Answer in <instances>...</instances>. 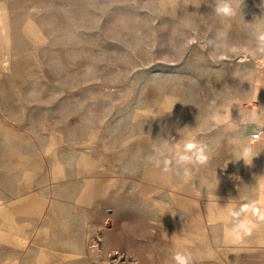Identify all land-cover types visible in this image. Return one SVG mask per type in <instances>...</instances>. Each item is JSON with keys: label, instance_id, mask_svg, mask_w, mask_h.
Segmentation results:
<instances>
[{"label": "rangeland", "instance_id": "rangeland-1", "mask_svg": "<svg viewBox=\"0 0 264 264\" xmlns=\"http://www.w3.org/2000/svg\"><path fill=\"white\" fill-rule=\"evenodd\" d=\"M217 3L0 0V264H264V155L231 117L264 90V0Z\"/></svg>", "mask_w": 264, "mask_h": 264}, {"label": "clouds", "instance_id": "clouds-1", "mask_svg": "<svg viewBox=\"0 0 264 264\" xmlns=\"http://www.w3.org/2000/svg\"><path fill=\"white\" fill-rule=\"evenodd\" d=\"M240 6V0H218V3L214 7V12L217 16L222 18H231L236 15L237 9ZM256 46L254 49L249 50L247 55H254V53L259 52L264 56V31H258L255 34ZM259 64H264V59L257 61ZM195 145L191 142H185L183 146V155L180 156V160H188L190 157L187 153L193 152ZM160 155L163 154L162 149H157ZM197 154V162L200 165H206L209 161V156L199 149H195ZM254 157V151L251 146L243 147L242 151L239 153V159H243L246 164H250ZM169 162L165 161V165ZM167 170V167H165ZM187 175V172H186ZM247 207V206H245ZM254 225L248 224L247 226L240 225L232 230V234L226 231L225 239L227 243L240 244L242 243L245 236L251 234V229ZM173 260L175 264H192V257L190 253L176 251L173 254Z\"/></svg>", "mask_w": 264, "mask_h": 264}, {"label": "crops", "instance_id": "crops-1", "mask_svg": "<svg viewBox=\"0 0 264 264\" xmlns=\"http://www.w3.org/2000/svg\"><path fill=\"white\" fill-rule=\"evenodd\" d=\"M260 75L261 80L260 82L264 83V68ZM260 84L255 93V99L253 103H246L235 110L232 114V119L238 120L243 127V131L245 134L251 139V135L255 132H259V138L256 140L251 139V146L254 151L257 153L264 155V90H262ZM259 92V93H258ZM258 93V94H257ZM258 98V99H257ZM259 176L260 179V186H261V193H260V201L264 202V166L263 170L260 172ZM257 216L260 217L258 219L261 221L263 218L264 222V212H261V215L257 213Z\"/></svg>", "mask_w": 264, "mask_h": 264}, {"label": "bare ground", "instance_id": "bare-ground-1", "mask_svg": "<svg viewBox=\"0 0 264 264\" xmlns=\"http://www.w3.org/2000/svg\"><path fill=\"white\" fill-rule=\"evenodd\" d=\"M1 24H2V22H1ZM2 26V29L4 28V26L3 25H1ZM34 35V34H33ZM259 93V92H258ZM257 93V94H258ZM258 99V98H257ZM168 110V109H167ZM163 112V106L162 105H160L159 107H158V109H157V113H155V114H159V113H162ZM55 169L54 170H56L57 172H61V168H60V166H59V164H58V162L57 161H55ZM31 205V204H30ZM190 205V204H189ZM192 206H194V205H192ZM1 208H0V215L6 220V222L10 225V227H15V223H14V221H13V218L12 217H10V216H7V215H5V212H6V209H4V207L3 206H0ZM7 207V206H6ZM28 207H30V206H28ZM197 207V206H196ZM225 211V210H224ZM205 212H206V216L208 217V219L209 220H213V219H215V218H224L226 215L225 214H220L219 212H218V210H217V208H216V204H214V203H205ZM195 216H197V218L199 219L200 217V213H199V211L197 210L196 211V214H195ZM197 218H196V220H197ZM1 229V228H0ZM5 229V228H4ZM231 229V228H230ZM230 229H228V231L227 232H229V234L231 235L232 234V230H230ZM3 230V229H2ZM1 231V230H0ZM5 232H7V231H5ZM8 232H10V231H8ZM4 234V233H3ZM2 234V235H3ZM9 234V233H8ZM5 235V237H7L8 235L7 234H4ZM7 235V236H6ZM10 235H11V232H10ZM120 257H121V255H120Z\"/></svg>", "mask_w": 264, "mask_h": 264}, {"label": "built area", "instance_id": "built-area-1", "mask_svg": "<svg viewBox=\"0 0 264 264\" xmlns=\"http://www.w3.org/2000/svg\"><path fill=\"white\" fill-rule=\"evenodd\" d=\"M259 135H260L259 132H255V133H253V134H252V138H253V140L258 139V138H259Z\"/></svg>", "mask_w": 264, "mask_h": 264}]
</instances>
